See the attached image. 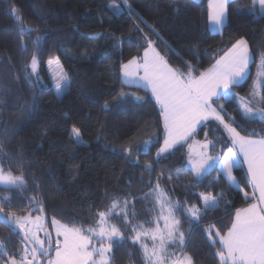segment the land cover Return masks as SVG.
Returning a JSON list of instances; mask_svg holds the SVG:
<instances>
[{
	"label": "trees",
	"instance_id": "1",
	"mask_svg": "<svg viewBox=\"0 0 264 264\" xmlns=\"http://www.w3.org/2000/svg\"><path fill=\"white\" fill-rule=\"evenodd\" d=\"M112 5L119 7L118 13ZM209 12V0H0V166L25 180L22 188L0 184L2 214L23 218L38 213L53 237V219L92 227L96 214L108 211L113 200L128 202L132 224L152 219L156 210L153 195L148 194L158 183L181 205L202 206L198 194L211 193L220 199V206L200 217L198 224L176 213L181 231L187 235L192 228L183 251L193 256L195 264H220L216 255L220 245L212 243L206 230L214 225L225 234L236 210L253 201L248 198L253 190L242 163L233 170L234 180L213 167L199 178L196 188L187 187L194 182L189 166L193 141H215L210 150L214 155H222L232 144L222 143L228 137L210 121L157 162L165 135L161 109L147 89L126 84L121 71L123 64L144 52L145 36L174 69L187 73L190 64L196 76L243 38L252 56L250 74L233 87L238 95L214 106L223 104L225 118H234L244 136L264 138V120L246 117L240 107V98L252 94L255 69L264 56V13L258 0H230L226 25L213 33ZM17 17L34 31L22 34ZM38 35L44 38L36 42ZM33 55L39 67L29 75ZM57 58L68 77L61 96L49 63ZM121 91L129 95L114 100ZM73 127L80 129L85 143H75ZM145 141L152 142L149 149L138 150ZM40 207L43 212L37 210ZM119 214L111 220L128 239L122 245L114 243L110 264H144L142 249L133 244ZM0 246L5 249L0 260L5 254L21 259L29 249L21 233L1 220Z\"/></svg>",
	"mask_w": 264,
	"mask_h": 264
},
{
	"label": "snow or ice",
	"instance_id": "2",
	"mask_svg": "<svg viewBox=\"0 0 264 264\" xmlns=\"http://www.w3.org/2000/svg\"><path fill=\"white\" fill-rule=\"evenodd\" d=\"M123 2L126 3L127 0ZM227 3L228 0H210L209 20L216 26L223 24ZM258 3L261 12L264 13V0H258ZM110 7L116 13L120 10L116 5ZM10 11L15 13L17 9L12 7ZM17 19L21 21L22 34H31L34 31L32 28L23 27L21 17ZM43 38L38 35L36 42ZM144 39L147 47L144 49L142 59L134 57L121 66V71L125 83L143 85L146 89H150L151 95L160 106L165 135L163 144L156 152L157 162L160 157L191 139L198 126L205 122H218L229 137V141L222 143L227 146L230 142L232 147H228L222 155L217 153L214 156L210 150L215 148V141L206 139L198 142L199 151L194 157L190 156L189 160L194 182L186 186L196 188L199 178L213 167L234 180L233 170L242 162L245 163L254 189L252 197H248L247 193L245 196L253 199L254 202L249 203L246 208L236 210L226 234H220L219 230L213 231L214 225L209 226L206 231L212 243L220 245L216 253L220 264H264V138L254 139L252 136L241 135L234 118L231 121L225 118L227 112L224 105L214 106L220 100L229 101L233 96L238 95L233 93L232 89L244 79L251 59L247 41L243 38L236 40L210 69L196 76L190 64L187 73L172 68L156 50L154 42L147 36ZM261 67L264 68V62ZM30 68L29 75L37 70L35 55L32 57ZM261 77V83L264 86V72L261 73ZM67 86L66 73L55 79V89L58 94H62ZM128 95L121 91L113 99L118 100ZM254 96L255 93L252 97L240 98V107L246 117L254 119L258 116L259 119L264 120V96H261L259 101H255ZM136 99L143 98L136 97ZM108 105L109 102L105 101V108ZM72 133L75 143H82L80 129L73 127ZM150 143L151 141L143 142L137 148L143 150L144 146ZM192 147L189 145L190 149ZM2 151L3 148L0 146V152ZM125 151L131 155L130 149L126 148ZM147 167L152 168L151 165ZM171 178L169 176V179ZM0 184L22 188L25 180L23 175H14L11 171L5 172L3 168H0ZM256 191L259 193L258 196ZM148 195H155V203L159 206L158 214L152 219L132 224L126 210L127 201H124L125 209L119 214L123 216L121 223L124 228L133 233L130 237L133 244H139L142 249L144 264H195L193 256L183 251L189 245L192 228L189 229L187 235L181 231V219L176 216V212L179 211L187 216L195 225L199 223L200 217L210 210L219 208L220 199L211 193H199L198 198L202 201V206L181 205L168 198L167 194L160 189L159 183ZM116 207H118V202L113 200L108 211H99L96 214L98 219L93 218L94 226L88 228L70 227L53 219L51 223L55 228V239L49 231L43 229L44 218L42 216H36L34 219L32 217H5L4 222L9 226H11V221L15 220V223L24 230L25 240L36 246L30 250L25 248L20 260H17L14 255L5 254L0 264H34V262L39 264V257L46 258V264H110L111 259H114V243L122 245L128 239L120 227L111 223L112 210ZM37 210L43 212L44 208L40 207ZM2 212L3 209L0 208V213ZM131 215L134 216L135 212ZM28 223L33 227L26 228L25 225ZM145 224L154 226L145 227ZM41 230L47 237V247L45 241L37 236V232ZM149 240L151 247L146 242ZM170 247L175 248L176 251H169ZM53 250L54 255H51ZM0 253H5L3 246H0ZM29 255L32 259H29Z\"/></svg>",
	"mask_w": 264,
	"mask_h": 264
},
{
	"label": "rangeland",
	"instance_id": "3",
	"mask_svg": "<svg viewBox=\"0 0 264 264\" xmlns=\"http://www.w3.org/2000/svg\"><path fill=\"white\" fill-rule=\"evenodd\" d=\"M262 62H264V56H263V58L261 59V61L257 64V66H256V69H255V79H254V87H253V91H252V96H253V94L255 93V96H254V99H255V101H259V99H260V97L262 96V88H263V86H262V83H261V81H262V77H261V73L262 72H264V68H262L261 67V65H262ZM31 65V64H30ZM38 67H39V62H38V59H37V70H36V72L35 73H37V71H38ZM50 70H51V77H52V81H53V84H54V86H55V79L57 78V77H59L61 74H64L65 73V71H64V69H63V66H62V64H61V62L59 61V59H58V62H57V59L56 60H52L51 61V63H50ZM67 89V87L65 88V90ZM65 90H64V92H65ZM63 92V93H64ZM63 93L62 94H58L59 96H61V95H63ZM81 140H82V143H85V140L81 137ZM146 142V141H145ZM82 143H80V144H82ZM152 143V142H151ZM151 143L150 144H148V145H146V146H144V150H147V149H149V147H150V145H151ZM199 147V146H198ZM198 147H196V148H194V147H192V149H190V152H189V160H190V156L191 157H194L195 156V153L196 152H198L199 151V148ZM212 155H214V154H212ZM215 156V155H214ZM189 166H190V164H189ZM0 168H1V166H0ZM211 169V168H210ZM210 169H208V171L210 170ZM206 173V172H205ZM3 185V184H2ZM4 186H10V185H4ZM160 189H162L161 187H160ZM163 190V189H162ZM164 191V190H163ZM165 192V191H164ZM168 196V195H167ZM169 198V197H168ZM155 199H156V197H155V195H153V201H154V205H155V210H156V213H155V215H157L158 214V212H159V206L155 203ZM118 202V207H116V208H114L113 210H112V215L113 214H115V213H121V210H123V209H125V204H124V202H119V201H117ZM127 210V209H126ZM111 215V216H112ZM36 216H41V215H39L38 213L35 215V216H27V217H32L33 219L36 217ZM176 216L179 218V216H178V214L176 213ZM13 217V216H12ZM110 219H111V217H110ZM56 220V219H55ZM56 221H58V220H56ZM60 222V221H59ZM60 223H62V222H60ZM111 223H113V224H115L112 220H111ZM62 224H65V223H62ZM67 225V224H66ZM68 226H70V225H68ZM154 225H152V226H146L145 225V227H153ZM25 227L26 228H28V227H33L30 223H28V224H26L25 225ZM71 227V226H70ZM43 229H44V227H43ZM51 230H52V233H53V239H55V228H54V226L52 225L51 226ZM181 230V229H180ZM214 230H216L215 229V227H214ZM132 235H133V233H132ZM223 235V234H222ZM37 236L41 239V240H44L45 241V235H44V231L43 230H41V231H38L37 232ZM217 239H218V237H217ZM147 243H149V246L151 247V241L149 240V241H146ZM46 243V242H45ZM139 245V244H138ZM36 246V245H35ZM45 246L47 247V244H45ZM30 250V249H29ZM169 251H173L172 250V247H170L169 248ZM53 255H54V253H53ZM31 257H30V255H29V259H30ZM39 264H46V260L44 259L43 260V258H41V257H39Z\"/></svg>",
	"mask_w": 264,
	"mask_h": 264
},
{
	"label": "crops",
	"instance_id": "4",
	"mask_svg": "<svg viewBox=\"0 0 264 264\" xmlns=\"http://www.w3.org/2000/svg\"><path fill=\"white\" fill-rule=\"evenodd\" d=\"M197 1H201V0H197ZM229 1L230 0H228V3H229ZM228 3H227V9H228ZM209 4H210V0H209ZM259 4V3H258ZM260 6V5H259ZM209 9H210V7H209ZM260 12H261V9H260ZM261 14H263L262 12H261ZM228 15H227V11H226V13H225V16H224V19H223V24L222 25H220V26H216L213 22H211L210 20H209V28H210V30H211V32H213V33H219V32H221L222 30H223V28H224V26L226 25V23H227V20H228V17H227ZM156 50L158 51V49L156 48ZM159 52V51H158ZM143 54H144V52L140 55V56H138V57H136V58H138V59H142V57H143ZM159 54L161 55V56H163L160 52H159ZM251 54V53H250ZM224 55V54H223ZM222 55V56H223ZM221 56V57H222ZM164 57V56H163ZM165 58V57H164ZM166 59V58H165ZM220 59V57L217 59V60H219ZM216 60V61H217ZM216 61L209 67V68H207V69H210L215 63H216ZM168 62V61H167ZM251 62H252V56H251V59H250V61H249V65H248V70H247V74L245 75V77H244V79L240 82V83H242L243 81H245L246 80V78L249 76V74H250V70H251V68H250V66H251ZM128 63V62H127ZM126 64V63H125ZM168 64L172 67V65L168 62ZM173 68V67H172ZM207 69H205V70H207ZM142 74V73H141ZM122 76H123V74H122ZM127 84V83H126ZM128 85H130V84H128ZM132 86H137L136 84H131ZM140 87H143V88H145L143 85H140ZM146 89V88H145ZM150 93H151V91H150V89H147ZM250 97H252V94H251V96ZM153 98H154V96H153ZM155 99V98H154ZM158 104V103H157ZM159 105V104H158ZM160 107V106H159ZM216 122V121H215ZM206 123V122H205ZM218 123V122H217ZM203 125V124H202ZM218 125H219V123H218ZM201 126V125H200ZM200 126H198V128L200 127ZM220 126V128L222 129V131L224 132V134H226V136L228 137V134H227V132L225 131V130H223V127L221 126V125H219ZM198 128H197V130H198ZM238 130V129H237ZM239 131V130H238ZM240 132V131H239ZM241 133V132H240ZM241 135H243L242 133H241ZM244 136V135H243ZM254 139H261V138H259V137H253ZM228 139H229V137H228ZM199 141H193V143L191 144L194 148H196V147H198L199 146V143H198ZM163 144V143H162ZM199 148V147H198ZM241 160H242V157H241ZM242 165H243V167H244V169H245V171H246V175H247V177H248V180H249V183H250V185H251V187H252V183H251V178H250V176H249V174H248V171H247V165L245 164V163H243L242 162ZM252 190L254 191V189H253V187H252ZM256 195L258 196L259 195V193H258V191H256ZM252 202H254V200L252 201ZM251 202V203H252ZM248 205H246V206H244V207H241V208H239V209H243V208H246ZM236 213V212H235ZM234 217H235V215H234ZM234 219V218H233ZM227 233V232H226ZM225 233V234H226Z\"/></svg>",
	"mask_w": 264,
	"mask_h": 264
},
{
	"label": "water",
	"instance_id": "5",
	"mask_svg": "<svg viewBox=\"0 0 264 264\" xmlns=\"http://www.w3.org/2000/svg\"><path fill=\"white\" fill-rule=\"evenodd\" d=\"M5 217H8V216H6V215L0 213V220H1V221H4ZM11 226H12L13 228H15L16 230H18V231L21 233V235L23 236L24 242H25L26 245L29 247V249H31L32 247L35 246L34 244H32V243H28V242L25 240L24 230L21 229V228L19 227V225L15 223V220L11 221ZM16 259H17V260H20L19 258H16ZM30 259H32V257H31ZM34 264H35V262H34Z\"/></svg>",
	"mask_w": 264,
	"mask_h": 264
}]
</instances>
